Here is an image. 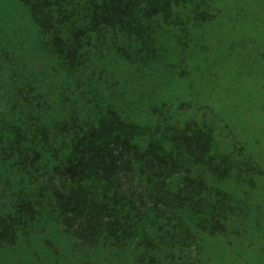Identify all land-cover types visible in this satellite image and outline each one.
<instances>
[{"label":"trees","instance_id":"obj_1","mask_svg":"<svg viewBox=\"0 0 264 264\" xmlns=\"http://www.w3.org/2000/svg\"><path fill=\"white\" fill-rule=\"evenodd\" d=\"M263 43L264 0H0V264H264Z\"/></svg>","mask_w":264,"mask_h":264},{"label":"rangeland","instance_id":"obj_2","mask_svg":"<svg viewBox=\"0 0 264 264\" xmlns=\"http://www.w3.org/2000/svg\"><path fill=\"white\" fill-rule=\"evenodd\" d=\"M247 27V26H245ZM244 34L250 39L254 37V33H247L244 32ZM264 45V43H263ZM193 77V75H191ZM191 79L187 80V82H189ZM228 82H231L227 77L223 78L222 80L219 81L218 83V89L213 90L212 94L209 96V98H204V100H208L209 105L211 107L217 108L220 106L221 102H224L223 100H227V98L229 97V95H237L239 93V91L241 90H246L248 87H251V83H250V79L246 78V80H243L242 85H240V90L239 88L236 86L234 90L232 91H227V84ZM259 86L263 89L264 86V78H262V80L259 82ZM195 88V87H193ZM257 104H260L259 101H256ZM261 121V123L259 125L264 126V112L263 114L259 117V114L256 112L254 114V118H253V122H250V125L253 127L257 126L258 121ZM260 139V138H259Z\"/></svg>","mask_w":264,"mask_h":264}]
</instances>
